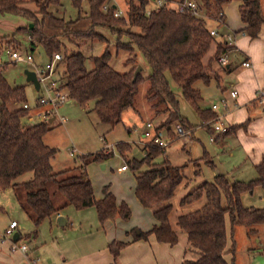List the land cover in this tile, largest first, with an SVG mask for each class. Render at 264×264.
<instances>
[{"label":"trees","instance_id":"obj_1","mask_svg":"<svg viewBox=\"0 0 264 264\" xmlns=\"http://www.w3.org/2000/svg\"><path fill=\"white\" fill-rule=\"evenodd\" d=\"M80 1L73 0V3L79 7ZM87 1L89 12H79L73 20H65L54 13L60 0H0V14L21 15L32 24V29L28 25L18 30L27 33L30 50L38 44L49 59L59 54L61 60L55 79L60 81L69 99L82 109L93 103L92 111L98 119L112 127L122 121L125 111L136 110L140 86L145 84V99L153 115L154 132L163 130L168 135L173 125L181 126L187 134L194 131L195 127L179 114V102L168 78L179 87L182 97L193 106L203 123L213 120L214 112L199 108L201 95L194 89V84L208 85L213 78L218 80L220 70H227L224 67L216 70L214 63L231 48L210 35L208 23L223 21L224 7L235 1L239 3L238 12L243 24L237 34L254 40L264 27L261 0H194L198 4V15L179 12L177 6H171L173 0H162L164 6L161 7H157V0H137V4L131 0L121 18L113 17L116 7L110 5L109 0ZM183 1L177 0V3ZM24 3H32L36 10L22 8ZM105 5L107 11L102 10ZM124 26L126 30L122 29ZM102 31L116 36V51L130 54L124 62L129 68L124 72L116 71L110 65V43ZM97 45L104 46L102 53L93 56ZM212 49V55L206 58ZM137 54L146 61L150 73L146 78L139 73L133 81ZM87 61L91 64L90 69L86 67ZM2 72L0 70V191L10 189L35 226L45 219L58 217L68 206L76 210L93 207L101 227L116 218L128 221L131 216L129 206L117 203L108 186L103 188L101 199L95 198L86 172L89 163L86 158L71 169L52 170L51 159L56 151L43 141L49 131V121L42 124L26 122L28 112L21 107L27 103L25 88L10 86ZM11 105L20 107L11 110ZM201 127L208 130L206 126ZM123 147L124 144L117 146L120 152ZM163 151L149 142L143 146L144 158L127 165L135 173L134 196L143 208L152 212L155 221L148 232L134 230V241L152 235L158 243L174 246L181 232L186 237V259L182 264H234L226 259L227 254L233 253V245L227 248L225 217L228 216L231 227L243 225L250 234H255L256 227L264 226V211L244 208L240 201L243 192L251 191L255 186L264 188V157L255 166L258 178L254 181H229L225 175L216 174L212 181L197 184L180 198L181 213L174 228L170 221L171 200L186 179V166H172L166 159L155 164L154 160L163 155ZM108 157L97 153L90 161H103ZM206 166L213 169L212 162ZM27 173L31 177L19 182L18 179ZM198 175L199 172H195L194 178ZM201 201L202 204L193 211L182 212ZM126 245L115 240L108 243L107 249L114 261Z\"/></svg>","mask_w":264,"mask_h":264},{"label":"rangeland","instance_id":"obj_2","mask_svg":"<svg viewBox=\"0 0 264 264\" xmlns=\"http://www.w3.org/2000/svg\"><path fill=\"white\" fill-rule=\"evenodd\" d=\"M129 1L131 0H109V3L114 5L117 10L122 11V17H124ZM132 1L135 4L138 3L137 0ZM170 4L172 7H176L178 3L177 0H173ZM227 6L229 11L226 16L229 28L222 29L221 32L226 36H234L233 31H237L240 26L237 8L232 1ZM22 8L30 11L36 10L32 3H24ZM53 11L65 20H73L79 12L87 14L89 12V4L87 0H81L79 7H76L73 0H60V5L54 8ZM261 11L264 16V0H261ZM211 23H208L209 28L215 26ZM28 25L29 22L21 15L0 14V48L3 50L5 46H10L11 49L16 50L21 56L29 54L33 59V64L26 62L8 64L3 69L2 75L10 86H24L27 103L32 108L42 94L40 90H35L32 84L26 81L24 72H34L35 67L44 68L50 59L38 44L35 45L33 51L30 50L27 33L18 31ZM126 28L125 26L122 27L123 30H126ZM102 33L110 43L112 57L110 65L116 71L124 72L129 68L124 65V62L130 57V54L120 50L116 51L115 45L117 41L114 34L108 31H102ZM239 36L237 34L233 38H239ZM122 40L126 41V39ZM258 40V48H260L259 46H263L262 43L264 44V27ZM103 47V45H97L92 55L97 56L102 53ZM209 55H211V50L206 55V58ZM1 57L2 62H8L4 52L1 53ZM243 57L244 55L241 53L238 56L237 63H240ZM135 64L142 68L140 74L143 78H146L150 73V69L139 54H137ZM86 67L88 69L91 68L89 61L86 62ZM215 67L216 64L214 63ZM237 70H241V67L239 66ZM233 75L229 74L223 77L222 85L224 87H227V84L233 80ZM168 81L172 92L179 102V114L191 126L200 130L202 124L198 113L189 102L184 100L179 87L174 85L169 78ZM211 81L208 85H204L201 82L194 84V89L199 90L201 94V101L198 103L201 110H208L212 103L217 102V93L214 91L216 90L214 83L216 80L213 78ZM145 88V84L140 86L136 110L129 109L125 111L122 115V121L113 127L102 123L98 119L97 115L92 111L93 103H89L86 109H82L74 100H70L58 107L56 116L49 125V131L43 138L44 143L56 151L51 159V166L54 172L79 166L81 159L84 157L86 161H89L86 166V172L92 183L95 197H100L103 187L108 186L118 199L126 202L130 208L133 207L132 215L126 221L125 227L123 228L122 224L119 226L118 223H121V221L116 218L112 222L114 225H112L111 230H108L105 225L101 227L99 224L93 207L76 210L73 206H68L61 212L60 216L67 221L65 226L60 227L56 217L45 219L38 226H35L19 207L12 191L10 189L0 191V235L4 233L10 221H15L18 224L17 233L22 238L16 243V246L22 243L28 246V251L24 255L18 250L11 249L9 239L2 243L0 238V264H83L85 260L80 261V258L85 254L91 251L97 253L105 250L107 252L105 235L108 232L119 235L128 231V236L131 237L130 229L134 225L142 228L148 223V216L142 217L135 211L137 203H135L132 195L133 175L135 173L130 168L122 175L117 171L118 167L127 166L128 162L133 160L141 161L144 158L143 148L140 144L141 134L144 132L147 123H154L152 112L145 99ZM19 107L20 105H11L9 108L14 110ZM60 118H66L67 121L61 123L59 121ZM175 126H172L170 133L167 135L170 144L164 150L166 157L160 155L154 160L155 164H160L167 158L172 166H186L184 184L186 183L187 185L177 188L171 200L173 211L170 215V221L174 228L176 218L181 213L178 206L180 198L187 195L199 183L194 180L195 178L192 179L190 172L188 173L186 169L197 172L204 164L201 177L208 182L212 181L213 176L219 173L225 174L229 180H239V182L244 183L258 178L251 160L246 157L240 146H232L229 151L224 150V148L220 149V138L215 143H210L208 140L209 133L206 130L202 131V142L205 149L213 155L214 165L216 166L213 169L207 167L206 164L211 162L208 157L196 159L201 156L202 147L196 145V147L191 148L187 135L178 136L174 133ZM147 143L144 145H147ZM120 144L125 145L122 152L117 148ZM72 150H74L73 155L70 154ZM97 153L109 157L103 161H90L91 156ZM30 177L31 174L27 173L20 177L18 181L23 182ZM240 201L244 208L264 211V188L255 186L251 191L243 192L240 195ZM202 202L195 203L185 208L182 212L193 211ZM140 211L144 213V210ZM225 228L228 249L233 245V253L226 255L229 262L233 261L234 264H264V226L256 227L257 234H250L249 229L243 225L231 227L229 218L226 216ZM128 241L131 242V240ZM141 246H143L142 251H140L139 247L131 249L127 253L129 257L123 259L122 264H181L183 251L186 248V237L184 233H178V242L173 247L159 244L153 237H149L148 241L143 242ZM108 255L113 258L109 252ZM111 261L118 264V257L115 261L114 259Z\"/></svg>","mask_w":264,"mask_h":264},{"label":"crops","instance_id":"obj_3","mask_svg":"<svg viewBox=\"0 0 264 264\" xmlns=\"http://www.w3.org/2000/svg\"><path fill=\"white\" fill-rule=\"evenodd\" d=\"M232 2L236 4L237 14H238L239 22H240L239 29L237 31H233V35L236 36L237 33L243 28V24L240 21L239 12H238L239 3L235 1H232ZM227 5L223 9V16H224L223 21L221 22H219L218 20L211 21L212 22L211 24L215 26L210 27V30H215L220 35V38H217V40L221 42H225V44H227V47L231 49L230 51L226 53V55H224L227 59V64L226 66H224V68L227 71L223 72L220 70V76L218 75L220 79V83H219V79L216 80L217 83L214 82L215 87H216V90L214 91L215 93H217L216 94L217 102L212 103L210 108L207 111H212L211 110L212 105L218 104V102L221 99H225L227 101V108L224 109L222 107H218L217 110L212 111V112L215 113V117H220L221 122H224L227 125L228 131L225 134L214 135L211 130V122L215 119L214 117L213 120L207 123H203L201 121V124H202L201 126H206L208 130L203 129L202 127L200 130L196 128L194 129V131H191V133H189L187 137H189L191 148L196 147V145H200L202 147L201 156H199L198 158L196 157L195 158L201 159L204 157H208L212 162L213 168L216 167L214 165L215 161L213 160V155L207 149H205L203 142H202L201 134H202V131H206V130L209 133L208 140L210 143H215L220 138V149L224 148V150L229 151L231 150L232 146H237V145L240 146L241 149H243L244 153L246 154V157H248V159L251 160V164L255 169V166H257L261 162L262 158L264 157V102L262 104H259L255 99L256 93L259 90L264 91V44L261 42L263 46L260 45L259 46L260 48H258V43H259L258 39L261 36V33L258 36V38L254 40H251L250 38L246 37L243 34H239L240 35L239 38H235L232 42H228L226 40V35L222 34L221 31L222 29L229 28L228 19L226 16V14L229 11V8ZM212 53H213V49L211 50V55ZM241 53L244 55L243 60L240 61V63H237L238 56ZM259 53L260 55L258 56ZM245 61H248L251 63L250 68H244L242 66V63ZM215 64H216V67H215L216 70L219 67L223 68L217 63V61H215ZM239 66L241 67V70H237ZM229 74L233 75V80L227 84L228 85L227 87H224L222 85L223 77L228 76ZM211 82L212 81H210V83ZM231 90L237 91L236 98L230 97L229 93ZM150 123L152 125V128H154V124L152 122ZM146 133L151 134L152 129H148L145 126V130L141 134L142 138H141L140 144L142 148L144 144L148 142V139L144 137ZM211 138H213V140H211ZM163 155L166 157L165 151H163ZM203 166L205 165L203 164L201 168L199 169V171L197 170L199 172V175L198 177L195 176V179H194L195 172L191 171L190 169H186V171H188V173L190 172L192 179L197 180L200 183L204 181V179L201 177V171H202ZM120 167L117 168L118 173L122 175L127 172L128 168L126 171H120ZM220 175H225V174L222 173ZM133 178H134V175H133ZM229 181H232V180H229ZM235 181H239V180H235ZM183 184L184 183H182V186ZM134 187H135V180H134V185H133V190H132L133 198L135 199V203H137L136 205L137 208L135 211H137L142 217L148 216V223H146L145 226L142 228L134 225V227L130 229L131 234H132L131 237L128 236V233H129L128 231H126L123 234H119V235L116 233L108 232V234L105 235L107 245H108V242L110 243L113 240L127 244L119 253L118 264H122L123 259H127L129 257L127 253L134 247L136 248L139 247L140 251H142L143 246H141V244L143 242L144 243L147 242L149 237L151 238L153 237L152 235H149L147 239L145 240L134 241V238H133L134 230H136L137 232L140 231V232L145 233V232H148L152 228V226L155 224L152 212L148 209L143 208L140 205V203L137 201V199L135 198ZM109 192L113 194V192L110 189H109ZM115 195L114 197L116 198L117 203H121V202L126 203L123 200L118 199ZM102 197H103V189L101 190L100 197H95V198L99 200ZM132 208H130L131 215L133 211ZM140 210H144V213H142ZM60 215L61 213L58 216ZM112 222L113 221H110L104 224L108 230H111L112 225H114V223ZM66 223L67 221L65 222V225ZM120 224H122V227L124 228L126 225V221L125 222L121 221V223H118V225L120 226ZM17 227H18V224H17ZM17 227L15 229L14 234L17 232ZM256 229L257 228H255V231H256L255 234H257ZM20 237L21 236L19 234V238ZM128 240H131V242ZM1 242L5 243L6 241H1ZM9 243L11 244L10 241ZM159 244H162V243H159ZM164 245L173 247L167 244H164ZM108 252H109L108 249H107V252L105 250L99 251L97 253L91 251L85 254L84 256H82L80 258V261L85 260L83 264H116V263H113V261H111L113 260V258H111L110 255H108ZM184 252H185V249L183 251L181 264L186 259V255Z\"/></svg>","mask_w":264,"mask_h":264},{"label":"built area","instance_id":"obj_4","mask_svg":"<svg viewBox=\"0 0 264 264\" xmlns=\"http://www.w3.org/2000/svg\"><path fill=\"white\" fill-rule=\"evenodd\" d=\"M157 7L164 6L162 0H157L156 3ZM177 8L179 12L183 11H189L193 15H198V4L194 0H184L181 4H177ZM108 6H103L102 10L107 11ZM149 14V11L147 12ZM114 18H121L122 17V11L117 10L115 8V11L113 13ZM210 35L214 38H220V35L215 30L210 31ZM234 36H226V40L228 42H232L234 40ZM7 56L8 62H2L1 53H3ZM0 53V70L3 71L4 68L7 67L8 64L13 63L16 64L18 62H26L33 64L32 57L27 54L25 56H21L20 53H18L16 50L11 49L9 47H4L2 52ZM61 60V56L59 54H54L51 59L49 60V63L44 66V68H34L35 75L38 81V90L41 91V96L37 99V102L34 107H30L28 103L23 104L21 107L23 110H26L28 113L25 116V120L28 123H45L50 120L53 121L54 117L56 116V111L59 106L67 103L70 101L68 94L62 89L61 83L58 79H55V74L57 70V64ZM217 63L224 67L227 64V59L225 56H221L217 58ZM34 66V65H33ZM242 66L244 68H250L251 63L248 61H245L242 63ZM230 97L236 98L237 91L231 90L230 91ZM256 101L259 104H262L264 102V91L259 90L256 93ZM218 107H222L224 109L227 108V101L225 99H221L218 104L212 105L211 110L215 111ZM51 118V119H50ZM59 121L61 123H65L67 121L66 118H60ZM52 123V122H51ZM146 127L148 129H152V133H146L144 135L145 138L148 139V143L151 142L153 146L156 148H159L161 150H165L168 145L170 144V140L163 130H158L154 132L151 123H147ZM211 130L214 135L219 134H225L228 131V127L226 124L221 122L220 117H215V119L211 122ZM174 133L178 136H185L188 135L179 125H176L174 128ZM213 140V138H211ZM71 155L74 154V150L70 152ZM127 166L123 165L120 167V171H126ZM17 227V223L15 221L10 222L8 227L5 229L4 233L0 235L1 241H5L9 239L11 242V249L18 250L22 254L26 255V252L28 251V246L25 243H22L21 245L16 246V243L12 240L13 234L15 232V229ZM34 263V261H32Z\"/></svg>","mask_w":264,"mask_h":264},{"label":"water","instance_id":"obj_5","mask_svg":"<svg viewBox=\"0 0 264 264\" xmlns=\"http://www.w3.org/2000/svg\"><path fill=\"white\" fill-rule=\"evenodd\" d=\"M32 27H33L32 24H29V29H32ZM141 70H142V68L140 66H137V68L135 69V71L133 73V78H132L133 81L136 80V77L141 72ZM24 75L26 77V81L28 83L32 84V86L35 88V90H38L39 85H38V81H37L35 73L32 71H25ZM51 122H52V120L49 121V123H51ZM65 222L66 221L63 217H61V216L57 217V223L60 227H63L65 225ZM18 238H19V234L16 232L13 235L12 240L14 242H17Z\"/></svg>","mask_w":264,"mask_h":264}]
</instances>
